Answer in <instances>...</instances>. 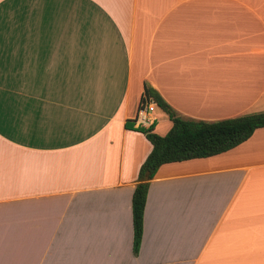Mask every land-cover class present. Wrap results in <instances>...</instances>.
<instances>
[{
  "label": "crops",
  "instance_id": "obj_1",
  "mask_svg": "<svg viewBox=\"0 0 264 264\" xmlns=\"http://www.w3.org/2000/svg\"><path fill=\"white\" fill-rule=\"evenodd\" d=\"M144 86L183 119L264 112V0H0V264H264V127L160 165L133 252Z\"/></svg>",
  "mask_w": 264,
  "mask_h": 264
},
{
  "label": "trees",
  "instance_id": "obj_2",
  "mask_svg": "<svg viewBox=\"0 0 264 264\" xmlns=\"http://www.w3.org/2000/svg\"><path fill=\"white\" fill-rule=\"evenodd\" d=\"M145 99L152 100L167 116L170 128L163 136L152 133L153 125L147 129H137L151 149L139 167L137 184L131 195L133 252L137 251L140 241L147 182L160 165L226 152L248 139L255 129L264 127V112L206 122L177 116L155 91L144 86L140 101Z\"/></svg>",
  "mask_w": 264,
  "mask_h": 264
},
{
  "label": "built area",
  "instance_id": "obj_3",
  "mask_svg": "<svg viewBox=\"0 0 264 264\" xmlns=\"http://www.w3.org/2000/svg\"><path fill=\"white\" fill-rule=\"evenodd\" d=\"M155 104L150 100L139 101L134 118L131 124L134 129H147L152 125L151 114L154 111Z\"/></svg>",
  "mask_w": 264,
  "mask_h": 264
},
{
  "label": "rangeland",
  "instance_id": "obj_4",
  "mask_svg": "<svg viewBox=\"0 0 264 264\" xmlns=\"http://www.w3.org/2000/svg\"><path fill=\"white\" fill-rule=\"evenodd\" d=\"M156 113H157V111H155V114H156ZM165 126H166L165 124H164V125L162 124L161 127H160L159 129L165 128Z\"/></svg>",
  "mask_w": 264,
  "mask_h": 264
}]
</instances>
